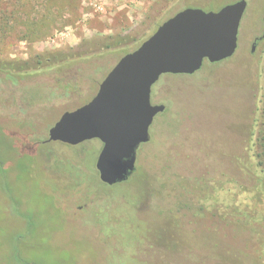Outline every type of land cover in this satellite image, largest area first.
I'll return each instance as SVG.
<instances>
[{"label":"rangeland","instance_id":"rangeland-1","mask_svg":"<svg viewBox=\"0 0 264 264\" xmlns=\"http://www.w3.org/2000/svg\"><path fill=\"white\" fill-rule=\"evenodd\" d=\"M236 1L0 0V264H263L264 200L241 161L263 128L264 0H246L233 57L153 86L165 112L128 181H100L99 140L47 142L164 21Z\"/></svg>","mask_w":264,"mask_h":264},{"label":"water","instance_id":"water-1","mask_svg":"<svg viewBox=\"0 0 264 264\" xmlns=\"http://www.w3.org/2000/svg\"><path fill=\"white\" fill-rule=\"evenodd\" d=\"M246 9L247 1L239 0L218 11L186 8L167 19L119 60L90 102L60 117L47 142L77 146L99 140L100 181L111 187L128 181L156 116L165 112L164 105L151 102L153 86L164 75H193L206 61L233 57Z\"/></svg>","mask_w":264,"mask_h":264},{"label":"trees","instance_id":"trees-1","mask_svg":"<svg viewBox=\"0 0 264 264\" xmlns=\"http://www.w3.org/2000/svg\"><path fill=\"white\" fill-rule=\"evenodd\" d=\"M121 41L122 39L117 38V39H114L113 43H104L103 45H105L108 48H111L113 45L115 46L120 45ZM77 57H80V55H78V52L74 51L73 49H70L68 51H57L55 52L54 56L51 58L46 57V55H45V58L44 56L39 55L37 59V65L38 66L42 65L44 62L48 63L50 62V60H51V63L60 65V64H65L68 61H71ZM258 109H259L258 110L259 113H258L257 121H260L262 123L263 128L257 132V135L254 133L252 134V136L256 135L254 141L251 139L247 143V148H246L247 149V156H246L247 160L241 161V168L245 174H247L254 180L255 182L254 189L256 192V198L258 200L263 201L264 200V84L262 85V88L260 91ZM263 246L264 244L260 245L261 247L260 249L262 250L261 251L262 257L260 258V260H262V263L264 264V247Z\"/></svg>","mask_w":264,"mask_h":264},{"label":"flooded vegetation","instance_id":"flooded-vegetation-1","mask_svg":"<svg viewBox=\"0 0 264 264\" xmlns=\"http://www.w3.org/2000/svg\"><path fill=\"white\" fill-rule=\"evenodd\" d=\"M263 38V36L262 37H260V38H257L256 40H255V43H254V45H253V47H252V50H254L255 49V46L257 45V43L261 40ZM159 115H161V114H159ZM158 116V115H157ZM156 116V117H157ZM154 123V122H153Z\"/></svg>","mask_w":264,"mask_h":264}]
</instances>
